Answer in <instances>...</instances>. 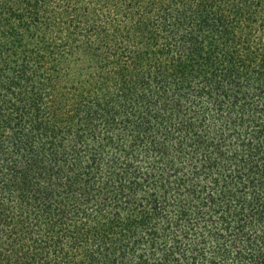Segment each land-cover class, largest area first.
Returning a JSON list of instances; mask_svg holds the SVG:
<instances>
[{"label": "trees", "instance_id": "1", "mask_svg": "<svg viewBox=\"0 0 264 264\" xmlns=\"http://www.w3.org/2000/svg\"><path fill=\"white\" fill-rule=\"evenodd\" d=\"M0 264H264L262 0H0Z\"/></svg>", "mask_w": 264, "mask_h": 264}, {"label": "rangeland", "instance_id": "2", "mask_svg": "<svg viewBox=\"0 0 264 264\" xmlns=\"http://www.w3.org/2000/svg\"><path fill=\"white\" fill-rule=\"evenodd\" d=\"M232 2H233V0H226L227 5L232 4ZM262 3H264V0H262ZM157 8H159V6ZM178 8H176V12H174V15H173L174 16V22L177 24H181L183 22V19H184L183 13L186 12L187 7H183L181 9H178ZM226 9H228L227 6H220L216 3L215 5L213 4L211 11H210V14H219V13H223V12H224L223 14H226L225 13ZM161 34L164 37H167V34L165 32H161ZM208 35L211 37V34L208 33ZM208 35L206 34V36H208Z\"/></svg>", "mask_w": 264, "mask_h": 264}]
</instances>
